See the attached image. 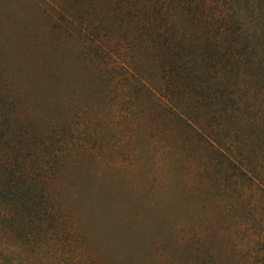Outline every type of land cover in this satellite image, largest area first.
Instances as JSON below:
<instances>
[{
    "label": "rangeland",
    "instance_id": "rangeland-1",
    "mask_svg": "<svg viewBox=\"0 0 264 264\" xmlns=\"http://www.w3.org/2000/svg\"><path fill=\"white\" fill-rule=\"evenodd\" d=\"M0 264H264V0H0Z\"/></svg>",
    "mask_w": 264,
    "mask_h": 264
}]
</instances>
